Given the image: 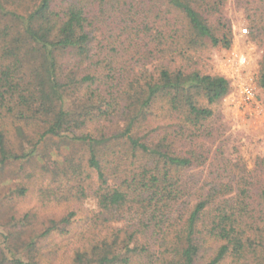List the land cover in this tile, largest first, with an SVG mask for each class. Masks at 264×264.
Instances as JSON below:
<instances>
[{"label":"trees","instance_id":"16d2710c","mask_svg":"<svg viewBox=\"0 0 264 264\" xmlns=\"http://www.w3.org/2000/svg\"><path fill=\"white\" fill-rule=\"evenodd\" d=\"M227 2L0 0V172L34 163L41 197L68 205L41 236L93 196L95 233L70 264H264V153L248 166L200 141L230 84L187 63L202 43L230 46ZM234 2L252 36L264 0ZM19 243L0 234V264H40Z\"/></svg>","mask_w":264,"mask_h":264},{"label":"rangeland","instance_id":"374dc122","mask_svg":"<svg viewBox=\"0 0 264 264\" xmlns=\"http://www.w3.org/2000/svg\"><path fill=\"white\" fill-rule=\"evenodd\" d=\"M226 5L224 15L231 22L233 34L230 46L202 43L192 50L187 63L223 75L230 84L228 94L209 104L212 115L205 122L211 123L214 132L200 141L211 152L223 150L234 161L244 158L248 166H252L256 156L264 153V87L259 82L264 66V18L251 36L247 34L251 29L243 5H237L234 0H228ZM245 86L253 88V100L244 95ZM68 152L69 149L63 146L61 153L53 150L51 158L55 164L61 163L63 154ZM33 166L27 165L16 172L17 166L10 165L4 173L0 172V234L16 244L34 241L33 254L40 264H70L74 249L95 233L91 220L97 212L95 199L87 195L77 201L71 200L75 215L68 231L41 236L44 223L49 218H60L68 205L41 197V189L45 191L46 188L45 181L39 167L34 163ZM30 170L34 174L27 178L25 174ZM22 186H27L24 195L16 191ZM26 212L29 214L24 218ZM22 249L18 245L11 248L15 254Z\"/></svg>","mask_w":264,"mask_h":264},{"label":"built area","instance_id":"2783aa9c","mask_svg":"<svg viewBox=\"0 0 264 264\" xmlns=\"http://www.w3.org/2000/svg\"><path fill=\"white\" fill-rule=\"evenodd\" d=\"M242 60L244 61L245 58H242ZM243 92H244V95L246 96V98L248 100H253L254 99V94H253V88L250 87V86H245L243 88Z\"/></svg>","mask_w":264,"mask_h":264}]
</instances>
